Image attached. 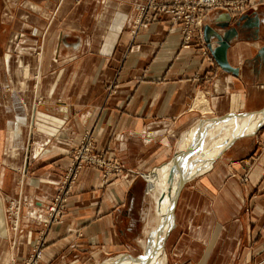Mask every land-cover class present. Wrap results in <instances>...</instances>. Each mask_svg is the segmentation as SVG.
<instances>
[{
  "label": "crops",
  "instance_id": "crops-1",
  "mask_svg": "<svg viewBox=\"0 0 264 264\" xmlns=\"http://www.w3.org/2000/svg\"><path fill=\"white\" fill-rule=\"evenodd\" d=\"M40 2L52 19L46 33L34 28L30 40H42L35 57L24 47H32L31 36H21L33 29L29 5L38 10ZM138 2L0 0V35L9 41L10 34L16 44L9 49L17 50L13 57L4 44L0 56V186L25 201L23 224H33L31 211L37 217L69 148L88 130L98 148L110 146L144 178L102 184L98 170L82 169L66 214L45 233L39 264H154L160 256L165 264H210L213 257L264 264V156L248 171L243 161L264 139V0H247L236 14L208 10V50L197 41L183 47L164 13L130 36ZM230 30L232 70H225L211 49L214 34ZM110 78L117 84L107 94ZM18 176L20 185L8 190ZM37 235L27 228L15 236L4 251L7 264L18 248L26 256Z\"/></svg>",
  "mask_w": 264,
  "mask_h": 264
},
{
  "label": "rangeland",
  "instance_id": "rangeland-1",
  "mask_svg": "<svg viewBox=\"0 0 264 264\" xmlns=\"http://www.w3.org/2000/svg\"><path fill=\"white\" fill-rule=\"evenodd\" d=\"M14 1H16V0H13V2ZM155 1L156 2H163V3H171L174 1H178V0H174L171 2H164L161 0H155ZM232 1H235L236 9H229L228 6H221V7H215V8H225V9L236 14V13L244 12L247 9V7H249L247 4V0H223V2H232ZM146 2H147V0H143V2L136 3L135 4V16H133V19L130 21L129 24L127 23L128 21L126 22L129 26V34L133 38L137 35V33L139 31L147 28L154 21L155 17L160 13H164L166 15V21L171 23L168 15L165 12H163V11H157L156 12L155 11V12H152L151 14L147 13L150 16V20L147 22L146 26H138L139 10H137V8L140 4H143ZM40 3L42 4V6L40 5L39 8H41V9H38V10L31 8L29 5V8H28L29 13L28 14L32 15V16L28 18L29 19L28 24L31 25L33 27V29L31 31L28 30L26 34H23L21 36V38H24L26 36H31L27 40H29L28 43H31L30 46H32V47L29 48L28 44H27V46L24 45V47L26 48V50L28 52L31 51V53H33V55L35 57H39L42 54V50H41L42 49L41 48L42 40H40V39H38L36 41L30 40V39H32V37L35 36L33 34L34 28L35 27L42 28L43 29L42 33H46L44 31L49 26L48 24H49L50 20L52 19V17L50 16V13H49V9H51V8H46V6L43 5V2H40ZM18 4L21 5V3H18ZM31 4H35L36 6L38 5L36 2L31 3ZM39 10H41V11H39ZM208 10H210V9H208ZM208 10L204 11V13L201 17L202 24H204V21H203L204 15ZM60 19L62 20V18H60ZM36 20H42V23L39 24L36 22ZM86 23L88 25H91L90 23H92V20H90V18H89L88 22H86V20H85L83 26ZM171 25L176 26V28H178V30L180 31V28L178 25H174L172 23H171ZM19 26L17 29H19ZM201 32H202V30H201ZM84 33H85V31L83 30L82 34H84ZM18 35H19L18 32H16L15 36H18ZM97 35H98V33H95L92 35V37L97 36ZM10 36L11 35L8 34V37L10 40L7 41L8 38H6V36L4 34L0 35V46L3 47V48H0V56H2V54L5 51H7V48L10 51V54L13 55V57L17 54L16 53L17 50L12 51L11 49H9V45L11 44L12 40L14 39V38H10ZM182 38L183 37L181 34V39ZM195 41H197V40L193 39L188 46H190ZM201 41H202V43H200V44H204L203 34H202V40ZM181 43H182V40H181ZM4 44L6 45L7 48L4 47ZM14 44H16V42H13L11 44V48L14 47ZM203 47L207 49V46L205 44ZM1 67L2 66L0 65V81L2 80V76H3ZM50 69L51 68L48 67L47 70H45V71L42 70V74H45L46 71L49 72ZM72 71H73V68H72ZM71 74H73V73H71ZM35 75H33L32 77H34ZM116 84L117 83L115 82V80H113V78H110L104 84L103 88L107 94H112L115 92ZM7 87H8L7 89H9L12 86H7ZM1 88H3V86L0 83V89ZM36 103L38 106L45 104L44 102L42 103V101H40V99H37ZM55 103H57V105L59 104L60 106H62V102L56 101ZM257 143H259V144H256V146L253 149V151L251 152V154L243 160L245 163L247 171L257 163V161L260 157L264 156V139L261 141H257ZM9 154H10V151H9ZM68 158H69V163H68L67 167L64 168V170L62 171V173L58 179V183L56 185L54 193L46 196L47 202L43 206L42 210L40 212L38 211L37 217H36V211L35 210L31 211L30 218H33V220H34L33 224L27 223V221H25V223L23 224V207L25 206V201L21 200L17 196H11L9 198L8 196H6L8 194H6L4 192L5 189L2 186H0V264H7V260L9 258L7 256H5L4 251L6 249H9V244H11L13 242L14 237L15 236L17 237V235H20L23 232L25 233L27 231V228H28V233L31 232L33 234L35 232L36 235L38 234L37 238L35 239L34 243L31 245L30 251L26 256L23 257V256L19 255V253H20L19 248H18V250L14 251L13 259L15 260V262H13L12 264H14V263L15 264H39L40 263L41 258H42V254H43V250L45 247V239H44L45 233L50 228L51 225L59 223L61 221V219L63 218V216L66 214L67 205H68L69 199L71 197V191H72L75 183L77 182L79 174H80L82 169H84L86 167H90V168L98 170V172L101 173L102 184L109 183L115 179L123 180L126 182L127 181L132 182L137 176L141 175L143 177L142 174H144L143 172L138 171L136 169L133 171L127 170V168H125L115 157H113L112 148L110 146L107 145V146H104L102 148H98L95 144L94 138L92 137L91 131H88V130L85 132H82L79 135L76 143L69 148ZM23 174L25 175V173H23ZM18 180H19V176L15 180L11 179L9 182L10 184H8V190L11 189L14 191L15 187H18L20 185L19 184L20 180L19 181ZM239 181L242 183H246L248 181L247 172L239 178ZM263 189H264V186L262 187V190ZM15 195H17V194H15ZM42 218H44V219H42ZM5 242L7 243V246L4 245ZM13 246H14V249H16V245H13ZM166 248H168V247L166 246ZM21 257H23V258H21ZM109 259H111V258H109ZM171 261L172 260L170 258L167 261V264H172ZM236 261H238V260L236 259ZM163 263H164V257L160 256L159 259L157 260L156 264H163ZM227 263H228V258H226V257L225 258L224 257H220V258L213 257L211 259L210 264H227ZM252 264H255V263H252Z\"/></svg>",
  "mask_w": 264,
  "mask_h": 264
},
{
  "label": "built area",
  "instance_id": "built-area-1",
  "mask_svg": "<svg viewBox=\"0 0 264 264\" xmlns=\"http://www.w3.org/2000/svg\"><path fill=\"white\" fill-rule=\"evenodd\" d=\"M221 6H228L229 9H236L235 1L223 2V0H178L171 3L156 2L147 0L140 4L138 26H146L150 20L147 13L163 11L172 24L178 25L182 34V46L187 47L193 39L202 43V21L204 11Z\"/></svg>",
  "mask_w": 264,
  "mask_h": 264
},
{
  "label": "water",
  "instance_id": "water-1",
  "mask_svg": "<svg viewBox=\"0 0 264 264\" xmlns=\"http://www.w3.org/2000/svg\"><path fill=\"white\" fill-rule=\"evenodd\" d=\"M208 31H209L208 27L203 28V40L205 43L209 42ZM231 34H232V30L225 32L223 36L215 33L214 35L217 41V46L216 48L211 49V54L216 58L219 65L225 70H232L231 67L228 65L226 61V57H225V52L228 48V41H229V37L231 36ZM207 47L209 48L210 46H207Z\"/></svg>",
  "mask_w": 264,
  "mask_h": 264
},
{
  "label": "bare ground",
  "instance_id": "bare-ground-1",
  "mask_svg": "<svg viewBox=\"0 0 264 264\" xmlns=\"http://www.w3.org/2000/svg\"><path fill=\"white\" fill-rule=\"evenodd\" d=\"M201 30H202V34H203V29H202V27H201ZM42 50V49H41ZM208 50V49H207ZM207 54V53H206ZM9 59V58H8ZM70 59V58H69ZM6 65V64H5ZM6 67V66H5ZM10 67H11V65H10ZM7 68V67H6ZM10 69V68H9ZM28 69V68H27ZM27 69L25 68V70H24V74H27ZM11 71V70H10ZM23 83V82H22ZM23 85V84H22ZM24 88V87H23ZM205 102V101H204ZM204 102H203V100H201V102H199L198 103V105H201V108H202V110H205L206 109V107H205V105H204ZM30 111V110H29ZM66 117V116H65ZM64 117V118H65ZM34 119V118H33ZM39 120V119H38ZM53 121V120H52ZM54 121H56V123H58L59 125L62 123V120H60V119H57V118H54ZM33 122V121H32ZM33 125V124H32ZM36 128V127H35ZM51 128V127H50ZM58 128V127H57ZM56 129V128H55ZM31 131V130H30ZM8 133H10V132H8ZM11 134V133H10ZM26 136V135H25ZM29 136V135H28ZM92 140V139H91ZM90 140V141H91ZM257 144H259V143H257ZM27 146V145H26ZM30 149V148H29ZM259 151V150H258ZM100 158V157H99ZM74 162V161H73ZM91 165V164H90ZM109 165V164H108ZM99 166V165H98ZM121 168V167H120ZM107 172V171H106ZM24 173V172H23ZM108 174V173H107ZM175 195L174 194H171V197H174ZM166 200H168V198L166 199ZM170 201V200H169ZM172 201H173V199L171 198V203H172ZM45 213V212H44ZM43 217V216H42ZM42 219H44V218H42ZM48 221V220H47ZM173 226V225H172ZM42 234V233H41ZM24 235V234H23ZM12 243H14V242H12ZM131 257H133V256H131ZM141 260V259H140ZM127 261H130V263L129 262H127ZM125 260V261H123V264H136V261L137 260H135L134 258H128V260ZM139 261V260H138ZM156 262H154V264H156L157 263V259L155 260ZM38 262V261H37ZM27 263V262H26Z\"/></svg>",
  "mask_w": 264,
  "mask_h": 264
}]
</instances>
